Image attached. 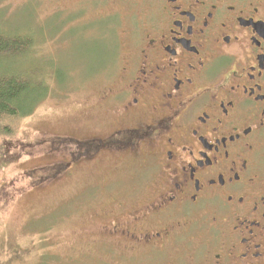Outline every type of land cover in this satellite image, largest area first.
Returning <instances> with one entry per match:
<instances>
[{
  "label": "flooded vegetation",
  "instance_id": "obj_1",
  "mask_svg": "<svg viewBox=\"0 0 264 264\" xmlns=\"http://www.w3.org/2000/svg\"><path fill=\"white\" fill-rule=\"evenodd\" d=\"M104 5L132 14L135 55L97 84L94 124L56 141L68 159L53 173L132 156L151 196L126 237L156 247L177 230L201 240L186 264H264V0H102L91 14ZM104 17L96 34L116 29Z\"/></svg>",
  "mask_w": 264,
  "mask_h": 264
},
{
  "label": "rangeland",
  "instance_id": "obj_2",
  "mask_svg": "<svg viewBox=\"0 0 264 264\" xmlns=\"http://www.w3.org/2000/svg\"><path fill=\"white\" fill-rule=\"evenodd\" d=\"M96 2L102 0H0V30L35 37L27 51L0 61L31 68L44 83L37 97L48 90L32 112L0 120V264H186L201 241L176 230L154 247L124 235L122 226L134 224L151 196L150 172L132 156L118 169L84 161L53 173L68 159L56 141L94 124L97 84L119 79L135 55L124 28L132 14L104 5L92 15ZM103 14L111 17L99 23L116 29L96 34L89 21Z\"/></svg>",
  "mask_w": 264,
  "mask_h": 264
},
{
  "label": "trees",
  "instance_id": "obj_3",
  "mask_svg": "<svg viewBox=\"0 0 264 264\" xmlns=\"http://www.w3.org/2000/svg\"><path fill=\"white\" fill-rule=\"evenodd\" d=\"M29 32L27 34L22 31L8 33L0 30V59L18 55L31 48L35 37L31 31ZM32 71L29 67L27 69L11 68L0 61V120L4 117L32 112L38 101L47 95L48 90L46 89L41 93L42 95L37 97L36 93L39 92L40 87H44V83L35 79L36 76Z\"/></svg>",
  "mask_w": 264,
  "mask_h": 264
}]
</instances>
